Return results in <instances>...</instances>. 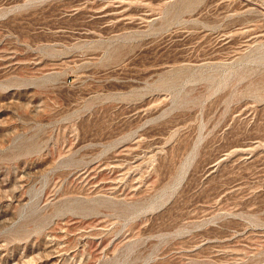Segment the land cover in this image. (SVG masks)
<instances>
[{
	"label": "rangeland",
	"instance_id": "rangeland-1",
	"mask_svg": "<svg viewBox=\"0 0 264 264\" xmlns=\"http://www.w3.org/2000/svg\"><path fill=\"white\" fill-rule=\"evenodd\" d=\"M0 264H264V0H0Z\"/></svg>",
	"mask_w": 264,
	"mask_h": 264
}]
</instances>
